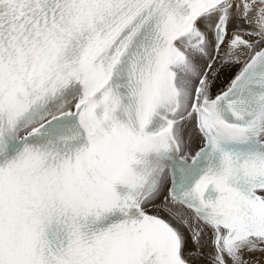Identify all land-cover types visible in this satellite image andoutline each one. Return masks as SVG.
I'll use <instances>...</instances> for the list:
<instances>
[{
	"label": "snow or ice",
	"instance_id": "1",
	"mask_svg": "<svg viewBox=\"0 0 264 264\" xmlns=\"http://www.w3.org/2000/svg\"><path fill=\"white\" fill-rule=\"evenodd\" d=\"M0 264H264V0H0Z\"/></svg>",
	"mask_w": 264,
	"mask_h": 264
}]
</instances>
